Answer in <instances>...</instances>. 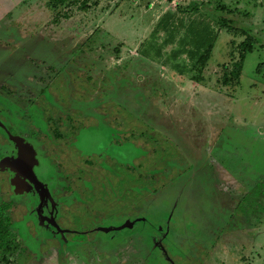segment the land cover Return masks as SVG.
<instances>
[{
    "label": "rangeland",
    "instance_id": "1",
    "mask_svg": "<svg viewBox=\"0 0 264 264\" xmlns=\"http://www.w3.org/2000/svg\"><path fill=\"white\" fill-rule=\"evenodd\" d=\"M171 2L70 0L52 12L47 0H0V67L21 68L9 78L14 88L25 81L16 93L26 96L29 87L32 102L44 112L46 130L41 115L30 109L32 123L43 127L38 134H46L37 135L48 154L42 156L62 179L69 174L68 181L74 171L80 179L87 164L82 159L106 157L116 172L117 182L105 191L94 189L96 177H89L91 185L81 179L73 208H62L61 216L83 224L77 230L108 231L134 221L131 229L84 233L76 243L67 235L61 238L65 249L51 240L55 247L46 251L50 241L25 240L26 219L17 214L8 220L9 238L17 232L22 237L10 262L264 264V0L176 2L197 6L212 22L218 15L231 18L257 38L229 95L215 79L228 42L242 36L217 26L203 79L193 82L188 62L180 59L181 71L176 69L169 54L175 46H161L160 55L150 48L165 38L152 31L176 7ZM26 79H34L33 85ZM59 118L70 124L73 118L75 129L55 127ZM4 199L0 205L7 208ZM15 205L23 213L19 198ZM138 217L147 218L145 225ZM168 221V229H157Z\"/></svg>",
    "mask_w": 264,
    "mask_h": 264
},
{
    "label": "flooded vegetation",
    "instance_id": "2",
    "mask_svg": "<svg viewBox=\"0 0 264 264\" xmlns=\"http://www.w3.org/2000/svg\"><path fill=\"white\" fill-rule=\"evenodd\" d=\"M13 65L15 64L13 63ZM31 66L33 65L31 64ZM29 68V71L32 72V67ZM19 71H21V68L17 66L12 72L8 70H2V68L0 67V105H2L3 107H1L0 109V114H2V116L0 115V197H2V195H5V199L2 202L7 205V208L5 207L4 211L7 213L6 215L8 216L10 221L11 219L15 220L13 216L17 217V214H19L22 217L24 214L23 220L25 217L26 220L24 221H26V232L23 233V237L26 241H30L31 243L35 242V240H40L43 242H45V240L50 241L44 249L48 251L47 249H49L50 247H55L51 246L53 244V241L51 240H57V243L59 242L58 245L60 244L62 245V247L64 246L63 248L65 249L66 246L64 245L61 238H63V240L67 239V235H72V242L76 243L79 242V239L77 237L83 236L84 233H87L89 235L93 232H105L104 228L100 229V227H97L95 229L94 227H90L88 228V230L79 228V230H77V227H82L83 224L78 223L71 225V223L67 221L66 218H63V216H61L62 208H73L72 204H74L75 202L73 201V199L74 197H77V193H79L76 189L78 183L80 184V181L82 179L83 182H87L88 184H90L91 182L88 181L89 177H96L98 181L96 183L97 185H95V182L93 183L95 185L94 189L95 187H97L96 190L99 189L105 191L108 188L107 186H109V188H112L115 185L114 182H117L116 172L107 165L105 161L107 159L106 157H97V161L96 159H82L86 161L85 163L87 164L84 168H82V173L79 176L80 179H77V176L73 175L75 174V171L71 173L70 181L67 180L69 174H65L62 179L61 175H59L58 170H55V168H53L54 164L50 163L47 160V152L45 154L42 151L44 142L43 144L40 143V139L37 137V135L44 137L46 136V134H38V132H42L41 130H43V127L40 126V123H32L31 120L30 109L33 111V113L41 115L42 122L45 124L46 130V121L44 119L43 110L34 102H32L29 87H25L24 89V91L27 92L26 96L21 95L20 92L19 94L16 93L20 89L22 92L23 84L25 81L20 83L18 87L14 88L15 83H13L9 79L10 77L14 78ZM24 71L27 72L28 69H25ZM41 78L42 76L38 77L39 81L38 79L36 81L41 82ZM34 79H26V81H30V83L32 84L34 83ZM3 85H6L4 86V89L2 88ZM30 87L32 88V86ZM42 95H44V93H42ZM20 100H24L25 103L21 105ZM87 102L84 103V107L86 106L84 109L88 110V114L93 115V112L95 111L92 110V107L90 106V104H87ZM26 111L28 112L26 113ZM13 118L17 120L14 121ZM71 122L72 124H70V121H62V119L59 118L56 121L57 124L55 127L63 125L70 126L71 128L75 129V120L73 118L71 119ZM16 126L18 128H16ZM26 126L28 127V129H26ZM87 126L89 127V124L83 126V129H85ZM24 131H26L29 136L25 135ZM32 131H34V133H31ZM19 141H21L22 145L28 146V151L31 154L28 164L32 166L31 170L37 181L40 183L39 184L37 182L39 185L33 184L32 181L28 179V177L30 176V172L27 168L22 169L12 167L13 160L17 158L18 148L16 143ZM119 142L120 144H118L117 147H123L124 142ZM130 145L135 147L134 143L130 142ZM42 152L46 155V157L42 156ZM80 155L81 157L84 156L83 154ZM43 159H45L46 163L52 166H49L51 170L45 169L46 167H48L46 166L48 164L43 162ZM65 184L71 187H69L67 191L65 190L67 187ZM104 195H106V193H104ZM18 198L24 206L23 213H18L19 210L16 209L15 201ZM144 219L147 218L138 217L136 221L142 222L145 225ZM167 224L171 225V222L168 221V223L165 222V224L161 223L160 227L156 228L160 229L161 227H164L168 229ZM154 228L155 227H150L149 230L153 231ZM168 232L171 233V229ZM13 235L15 237V242L18 236L22 237L20 233L18 234V232ZM93 240L89 239L87 241L88 243L93 242L94 245L97 243H101L98 240ZM98 244L97 246H99ZM154 247H156V245ZM156 248H154V250L158 251V249ZM60 251H62V249ZM59 255L60 254H58V256ZM26 259L24 261H27ZM156 264H158V262H156Z\"/></svg>",
    "mask_w": 264,
    "mask_h": 264
},
{
    "label": "trees",
    "instance_id": "3",
    "mask_svg": "<svg viewBox=\"0 0 264 264\" xmlns=\"http://www.w3.org/2000/svg\"><path fill=\"white\" fill-rule=\"evenodd\" d=\"M68 2L70 0H47L46 5L54 12L66 6ZM200 15L197 6H185L178 3L171 12L163 14L157 21L152 33L162 32L165 38L159 44L160 46L151 44L150 48H154L155 55H160L163 52L161 46H175L169 54L176 64V69L178 72L181 71L180 59H184L189 63V79L197 82L203 79L202 75L215 48L219 32L217 26L233 36L241 35L240 40L232 38L228 42L227 59L221 63L219 67L221 74L215 79L219 90H226L229 95L228 93L235 91L240 83L243 62L246 55L253 49L257 38L250 30L237 26V22L231 18L218 15L217 21L212 22ZM168 68L170 69L171 66ZM8 220L4 208L0 206V264H18L8 259V255L17 246L15 237L9 238L11 234L8 231L10 224Z\"/></svg>",
    "mask_w": 264,
    "mask_h": 264
},
{
    "label": "water",
    "instance_id": "4",
    "mask_svg": "<svg viewBox=\"0 0 264 264\" xmlns=\"http://www.w3.org/2000/svg\"><path fill=\"white\" fill-rule=\"evenodd\" d=\"M16 144H17V148H18V153H17V158L13 160L12 167L22 168V169L27 168L30 172V176L28 177V179L30 181H32L33 184L39 185L40 183L37 181V179L35 178L32 170H31L32 166L30 164H28L29 158L31 156V154L28 151V146L22 145L21 141L17 142ZM133 224H134V221L133 222L127 221L125 224H123L119 227L107 228V229H108V231H116V230H121L124 228L131 229L133 227ZM100 229H102V228H100ZM104 231L108 232L106 229H104Z\"/></svg>",
    "mask_w": 264,
    "mask_h": 264
},
{
    "label": "built area",
    "instance_id": "5",
    "mask_svg": "<svg viewBox=\"0 0 264 264\" xmlns=\"http://www.w3.org/2000/svg\"><path fill=\"white\" fill-rule=\"evenodd\" d=\"M177 1H178V0H172L171 3H173V5H174L173 8L178 4V3L176 4ZM174 3H175V4H174Z\"/></svg>",
    "mask_w": 264,
    "mask_h": 264
},
{
    "label": "crops",
    "instance_id": "6",
    "mask_svg": "<svg viewBox=\"0 0 264 264\" xmlns=\"http://www.w3.org/2000/svg\"><path fill=\"white\" fill-rule=\"evenodd\" d=\"M190 1H191V0H190ZM190 5H191V3H190ZM7 17H9V18H10V16H8V15H7ZM7 20H9V19L7 18ZM148 60H149L150 62H152L150 59H148Z\"/></svg>",
    "mask_w": 264,
    "mask_h": 264
}]
</instances>
